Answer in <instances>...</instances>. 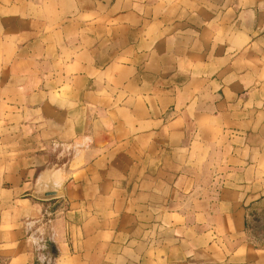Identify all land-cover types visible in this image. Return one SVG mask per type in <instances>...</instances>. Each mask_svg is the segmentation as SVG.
<instances>
[{
    "label": "crops",
    "instance_id": "crops-1",
    "mask_svg": "<svg viewBox=\"0 0 264 264\" xmlns=\"http://www.w3.org/2000/svg\"><path fill=\"white\" fill-rule=\"evenodd\" d=\"M263 214L264 0H0V264H264Z\"/></svg>",
    "mask_w": 264,
    "mask_h": 264
},
{
    "label": "rangeland",
    "instance_id": "rangeland-1",
    "mask_svg": "<svg viewBox=\"0 0 264 264\" xmlns=\"http://www.w3.org/2000/svg\"><path fill=\"white\" fill-rule=\"evenodd\" d=\"M263 221L260 223V232L264 233V214L262 215ZM34 252V249H33Z\"/></svg>",
    "mask_w": 264,
    "mask_h": 264
}]
</instances>
